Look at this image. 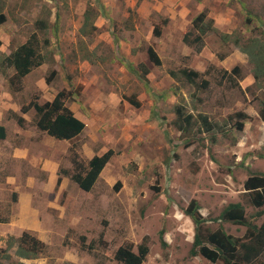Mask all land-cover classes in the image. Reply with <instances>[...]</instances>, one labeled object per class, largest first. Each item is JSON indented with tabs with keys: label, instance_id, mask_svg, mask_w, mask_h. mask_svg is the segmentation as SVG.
<instances>
[{
	"label": "rangeland",
	"instance_id": "1",
	"mask_svg": "<svg viewBox=\"0 0 264 264\" xmlns=\"http://www.w3.org/2000/svg\"><path fill=\"white\" fill-rule=\"evenodd\" d=\"M204 10L218 31L198 52L185 34ZM0 12V264H123L112 252L145 236L144 264H225L190 255L195 224L185 209L196 200L204 232L222 227L242 240L246 225L217 218L232 202L248 217L257 210L244 183L264 173V75L220 34L264 43V0H0ZM33 32L45 62L18 87L7 58ZM186 67L201 73L196 83L171 75ZM59 91L86 122L72 141L40 130L33 107L22 112ZM178 105L213 130L198 122L180 131ZM72 146L85 162L115 150L90 191L69 177ZM24 231L46 244L39 257L18 254Z\"/></svg>",
	"mask_w": 264,
	"mask_h": 264
},
{
	"label": "trees",
	"instance_id": "2",
	"mask_svg": "<svg viewBox=\"0 0 264 264\" xmlns=\"http://www.w3.org/2000/svg\"><path fill=\"white\" fill-rule=\"evenodd\" d=\"M6 16L0 12V24L5 22ZM45 27L44 21L39 22ZM218 29L214 25V20L208 17L206 10L202 11L193 20V31L185 34V39L190 43L197 44V50L200 52L204 46V37L210 32H216ZM162 29L155 27L154 34L160 36ZM194 32V33H191ZM221 39L225 42L233 41L242 51L251 55L258 71L256 77L264 75V43L259 39H251L250 42L244 43L241 36L234 37L229 33H221ZM40 38L36 32H33L29 39L19 45L7 58L8 62L14 67L12 84L21 87L24 77L31 73L35 68L41 66L45 62V56L39 51ZM150 61L155 65H160L162 60L157 51L151 46L148 48ZM144 67V73L148 72V68ZM261 72V73H260ZM200 72L191 68H182L178 72L171 71L173 77L178 75L185 77L189 82L196 83ZM230 78L232 76L230 75ZM207 85V81H204ZM67 95L65 91H59L52 101L40 104L38 101H31L24 105L22 110L27 111L32 107L38 113L37 126L42 131L57 139L72 140L76 138L86 127V123L78 118L73 110L66 104ZM137 106V101L133 102ZM176 119L174 121L176 127L183 132L189 131L200 122L206 131L213 130L212 123L207 116L200 115L199 118L194 117L192 113L186 111L185 107L178 105L175 109ZM264 116V112H263ZM22 121V118L19 117ZM5 137V128L0 126V138ZM71 162L74 167L73 173L70 175L79 187L84 191H90L98 180L102 170L115 154V150L109 148L101 154H96L88 162L80 158L75 146L70 148ZM245 189L252 196L253 205L257 208L256 212L250 217L246 214V208L241 202L229 203L220 213L217 219L246 225L248 228L247 236L244 240L239 239L227 233L222 227L217 230L203 231V225L206 219L200 213V205L193 200L185 209L195 224V235L192 247L190 249L191 256L202 255L210 261H223L225 264H251L258 263L264 255V220L258 224L256 221L264 216V173L254 174L250 176L244 183ZM7 220L0 213V223ZM85 237L83 236L82 242ZM18 254L22 258L32 259L39 257L45 250L46 244L37 236L29 231H24L18 238ZM84 244V243H83ZM88 247H92L90 244ZM150 251L149 237L145 236L143 241L137 245V249L132 243H126L119 246L111 257L123 264H144ZM259 264H262L259 262Z\"/></svg>",
	"mask_w": 264,
	"mask_h": 264
},
{
	"label": "crops",
	"instance_id": "3",
	"mask_svg": "<svg viewBox=\"0 0 264 264\" xmlns=\"http://www.w3.org/2000/svg\"><path fill=\"white\" fill-rule=\"evenodd\" d=\"M30 74V73H29ZM55 97V96H54ZM53 97V98H54ZM53 98L51 99V100H49V101H52L53 100ZM69 106V105H68ZM71 109H72V107L71 106H69ZM73 110V109H72ZM28 111V110H27ZM27 111H23L22 110V112H27ZM37 112V111H36ZM73 112L75 113V115L78 117V118H80L81 120H83L84 122H85V120H84V118L80 115V114H78L75 110H73ZM19 117L20 118H22V121H20L19 120ZM17 121L19 122V124L22 126L23 124H24V121H25V118L23 117V116H17ZM86 123V122H85ZM0 126H3L4 128H5V136H6V128H7V126L6 125H2V124H0ZM39 128V127H38ZM41 130V129H40ZM45 132V131H44ZM47 133V132H46ZM81 134V133H80ZM79 134V135H80ZM47 135L50 137V138H52L53 136H51V135H49L48 133H47ZM78 135V136H79ZM3 138H5V137H3ZM77 138V137H76ZM53 139V138H52ZM75 139V138H74ZM74 139H72V140H74ZM72 140H66V139H59L58 141H72ZM93 157V156H92ZM91 157V158H92ZM70 178H71V176H69ZM61 179V177H59V180ZM72 179V178H71ZM73 180V179H72ZM75 182V181H74ZM76 183V182H75Z\"/></svg>",
	"mask_w": 264,
	"mask_h": 264
}]
</instances>
